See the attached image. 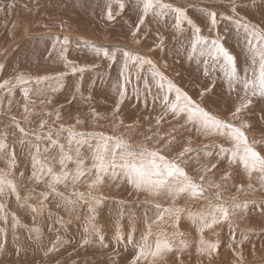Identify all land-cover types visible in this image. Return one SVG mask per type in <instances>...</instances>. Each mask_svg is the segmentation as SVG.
Here are the masks:
<instances>
[{"label": "rangeland", "instance_id": "1", "mask_svg": "<svg viewBox=\"0 0 264 264\" xmlns=\"http://www.w3.org/2000/svg\"><path fill=\"white\" fill-rule=\"evenodd\" d=\"M259 1L262 0H235L236 8L247 6L246 11L252 14L249 18L233 12L230 0H162L182 8L187 18L200 28L201 37L211 39L214 35L222 45L229 40L231 22L264 28V22L254 17L253 8L248 6ZM119 3L124 4L123 11ZM203 3L214 6L206 11L217 13V20L222 21L216 24L221 31L217 27L211 29L212 24L207 22L199 25L195 21L194 11L205 9L189 4ZM109 5L112 20L107 18ZM130 13L132 19H128L132 17ZM142 14L140 0H0V83L8 80L15 85L20 75L32 78L28 85L13 87L11 94L7 88L0 89V139L6 137L8 146L0 154V170L12 173L9 178L14 181L19 195L18 200L16 194L7 190L0 196V205H3L0 264H130L136 246L149 230L153 237L165 232L173 242L174 250L157 264H190L192 260L189 262L186 258H193V264H198L199 259L203 261L199 264H264V178L254 173L249 179L241 166L230 165L227 157L219 158L221 146L231 147L227 139L217 135L205 137L194 129L189 130L190 126L182 127L183 121L167 113L162 100L166 94L174 98V92L169 94L166 88L164 92L159 89V77L153 76L150 65L141 66L129 60L125 67L123 53L128 51L151 60L157 71L194 101L199 98L196 94L212 88L199 98L201 103L207 102L213 87L219 90L220 83L216 78L215 82L207 81L202 73L197 75L191 70L189 62L192 64L194 58L190 55L191 42L186 38L190 26L186 25V20L177 28L175 13L166 12L158 16L159 20L150 13L144 18V24H140ZM234 14L242 21L235 20ZM163 48L166 50L161 51ZM226 50L229 52V47ZM172 52L181 56L172 57ZM196 55L200 56L199 52ZM73 67L85 70L73 73ZM44 77L47 79L36 83L38 78ZM24 88L30 89L27 99ZM121 91L125 95L117 111ZM212 100L219 106L212 107L210 112L221 119L231 120L238 127L249 122L243 130L246 136L256 134L250 142L255 141V149L264 155V141L259 137L264 135V128L257 133L252 129L256 123H263V118L252 115L247 121L242 119L247 109L256 114V107L249 105L239 119H234L231 113L237 101L233 106L221 98ZM41 122H45L43 129ZM17 124L28 135L22 134ZM68 129L84 133L86 142L69 145ZM47 133L72 157L63 170L74 174L75 161L79 158L91 174L75 184L69 176L66 186L58 184L56 191H52L47 173L42 175L39 165L33 168L35 157L45 168L52 167L54 173L62 171L60 148L44 138ZM99 133L123 136L137 151L140 146L150 150L163 148L169 158L177 157L191 141L193 152L186 154L190 159L182 166L197 183L203 184L206 189L203 198L182 196L175 203V207L182 209L178 222L167 217L160 221L155 205L169 206L171 200L135 190L120 168L116 169L115 177L106 176L89 197L87 184L94 179L92 157L97 144L94 136ZM37 135L42 138L38 140ZM172 136L175 137L172 143H166ZM212 164H216V168L205 174L203 166ZM34 171L39 181L33 176ZM225 174H230L228 179H223ZM201 175H205L203 181L199 179ZM214 184H219L220 188L210 186ZM217 191L220 199H217ZM73 192L84 193L85 199H79ZM209 201L224 204L230 212L234 205L238 207L228 220L201 234L198 223L194 224L191 217L204 211ZM201 238L206 244L219 245L210 258L207 254L195 258V252L202 253Z\"/></svg>", "mask_w": 264, "mask_h": 264}, {"label": "snow or ice", "instance_id": "2", "mask_svg": "<svg viewBox=\"0 0 264 264\" xmlns=\"http://www.w3.org/2000/svg\"><path fill=\"white\" fill-rule=\"evenodd\" d=\"M142 4V15L140 17V24L144 23V18L150 13L156 16H162L166 12L175 13L176 17V27H180L182 20H186L187 23L192 27L194 39L191 45V51L196 53L199 51L200 55H207L215 61L221 62V71L223 72L231 90H235V86L239 85L242 89L243 95L240 97L241 102L235 107V110L231 113L234 119L240 118V113L248 108L252 103L253 97L264 98V29L259 26H253L250 24L240 25L237 21L238 27H242L245 33V43L250 52L249 61L247 67L243 69V75L238 73V68L236 65L235 57L231 55L224 46L219 42L218 39H213L211 41L201 37L199 35L200 28L193 24L192 20L188 19L184 10L180 7H173L171 4L163 3L162 0H140ZM232 5L231 10L235 12L236 5L235 0H230ZM119 8L121 11L124 9V4L119 3ZM206 14L210 17L211 24L215 27L217 23V13L215 11H207ZM107 18L112 20L113 14L111 5L108 6ZM226 18V17H222ZM139 28L137 27V31ZM133 36L136 35V31L132 33ZM65 42H67L65 40ZM125 57V67H127V62L131 60L132 62H138L141 66L148 64L151 66L152 74L154 77H159V88L163 91L167 90L168 93L174 92V98L169 100L166 94L163 97V103L166 106L165 110L170 113L174 119L182 120V127L190 126V129H194L198 134H202L205 137L209 135H217L227 139L231 143L230 148L220 147L218 156L220 159L227 157L228 163L230 165L238 164L242 167L243 171L250 179L254 173L258 174L261 178H264V155L258 152L255 147V141L249 142L245 131L243 129L247 128L248 125L242 123L241 126H236L231 120L221 119L218 115L211 113L206 110L201 104L194 101L190 96L183 92L179 87H177L171 81H168L165 76H163L159 71L156 70V65L148 59H145L139 55H133L132 53L125 51L123 53ZM107 56V53H105ZM84 68L73 67L71 71L73 73L79 71L83 72ZM207 75V72L205 73ZM42 79L38 78L36 83L39 84ZM32 82L31 77H24L23 75L16 77V84L12 85L11 81L5 80L0 83V89L7 88L9 94H11L12 88L16 85H28ZM9 85H11L9 87ZM30 89L24 88L25 99L28 97ZM205 91H211V89H206ZM125 93L120 92V101L117 104V111L119 110V103L123 102ZM201 99L204 96V92L200 94ZM28 109L25 108V112ZM163 117H161L162 119ZM59 119V115H57ZM159 120L157 123L159 124ZM79 123V121H78ZM19 131L28 135L23 128L16 125ZM45 127V122H41L40 128ZM63 125H61V131H63ZM59 133H57L58 135ZM84 133H76L71 129H68V144L71 145L73 142L81 144L86 142ZM38 140L42 137L37 135ZM53 146H59L60 148V159L59 163L62 167V171L57 174L54 173L52 167L45 166L35 157L33 158V168L35 169L37 165L40 166L41 174L47 173L51 179V183L48 185L52 191H56V185L65 183L69 180L71 176L72 182L75 184L80 181L81 178L90 175L88 170L83 167V160L77 159L76 171L74 174L63 170L66 167V162L72 161V157L64 152V146L60 145L58 140L52 138L51 133L45 134V137ZM97 140L95 150L93 153V170L94 179L87 184L89 189L88 196L91 197L92 190L97 189L103 182L106 176L117 175L116 169L120 168L127 179V182L137 191H144L151 196H165L171 200V205L163 206L161 204H156L158 211L157 219L163 221L166 217L169 219H174L178 222L180 214L182 212L181 208L175 207L176 201L182 196H187L190 199L203 198L206 189L203 184L197 183L189 172L183 167L190 159L186 158V154L192 153L193 149L189 145L183 147L182 151L179 152L178 156L175 158H169L165 155V149H149L144 146H140L137 151L132 144L125 139L123 136L115 137L110 135H105L104 133H99L94 136ZM151 139V137H148ZM163 139V137H160ZM175 139L172 136L166 143L170 144ZM6 137L0 139V154L5 152L8 147L6 142ZM23 143V141H21ZM37 153H39V148H37ZM14 160V153L11 154ZM79 156V153H77ZM216 164H212L211 167L203 166V171L205 174L208 171L216 168ZM12 165H10V168ZM201 171V169H197ZM10 171L0 170V196H2L5 191L10 190L13 194H16L19 200V195L16 190V185L13 180L9 177L11 176ZM33 176L36 177V172H33ZM230 174H225L223 179H228ZM39 181V177H36ZM201 181L205 179V175L199 177ZM217 189L220 188L219 184L210 185ZM59 195V193H57ZM73 195L77 196L79 199H85L84 193L73 192ZM217 199L221 198L219 191L216 193ZM95 200L94 197H92ZM71 202V201H69ZM95 202H99L96 200ZM238 205H234L232 212L224 204H213L211 201L208 202V206L204 211L198 213L197 215L191 217L193 223H198L199 231L201 234L205 229H211L214 225L228 220L231 214H234L235 208ZM3 210V205H0V211ZM35 211V209H33ZM201 249L200 251L211 257L212 253L218 250L219 245L216 243H205L203 238H201ZM174 250L173 242L168 237L167 233L160 232L154 237L149 230L148 234L142 237V241L136 246L134 255L130 260V264H141V262L147 261L148 264H157L158 261L165 259L166 254Z\"/></svg>", "mask_w": 264, "mask_h": 264}, {"label": "bare ground", "instance_id": "3", "mask_svg": "<svg viewBox=\"0 0 264 264\" xmlns=\"http://www.w3.org/2000/svg\"><path fill=\"white\" fill-rule=\"evenodd\" d=\"M166 1H168V0H166ZM207 1H209V0H207ZM225 1V0H224ZM241 1H246V0H238V2H241ZM141 3V2H140ZM189 5H194V7H203L205 10L204 11H194V18H195V21L199 24V25H201V23H209L210 25H211V20H210V17L206 14V10H211V9H214V6H210L209 4H207V3H203V4H189ZM219 6L220 7H228V6H223L222 4H219ZM249 7L251 6V8H253V13H254V17H256V16H258L263 22H264V0H262V1H259V2H257V3H252L251 5H248ZM92 9V8H91ZM94 9V8H93ZM101 9V8H100ZM246 9H247V6H238L237 8H236V10H235V13H239V15H238V13H237V15L238 16H246V17H249V18H252V14H250V12L249 11H246ZM198 10V9H197ZM95 11V10H94ZM94 11H93V13H94ZM140 11V10H139ZM152 14V13H151ZM150 14V15H151ZM231 15H232V13H230ZM126 15V14H125ZM130 15L132 16H130L131 18H128V19H132L133 18V15L130 13ZM235 15V14H234ZM237 15H235V20H237V18L240 20V21H242V19L240 18V17H238ZM167 16H165V18H166ZM127 18V17H126ZM147 18V17H146ZM152 18V17H151ZM150 18V19H151ZM156 19H158L159 20V18H158V16L157 17H155ZM128 19H127V21H128ZM167 19H169V17L167 18ZM234 19V18H233ZM147 19H145V21H146ZM152 20V19H151ZM126 21V22H127ZM131 21V20H130ZM162 21V20H161ZM166 21V20H165ZM221 19H219V20H217V23L218 24H220L221 23ZM154 22H155V19H154ZM153 23V22H152ZM162 23V22H161ZM232 24H233V26H231L230 27V33H229V40L227 41V43H225L223 46H227V48L229 47V53L231 54V55H233L234 57H235V61H236V65H237V68H238V73L240 74V75H243V69L244 68H246L247 67V63H248V61H249V57H250V52H249V50H248V47H247V45H246V43H245V33H244V31H243V28L242 27H238V25H237V22L236 21H234V22H231ZM144 24V23H143ZM166 24V23H165ZM171 24V23H170ZM218 24H216L215 25V27H210L211 29H213V28H218V30L219 31H221L222 29L219 27V25ZM156 25V24H155ZM162 25H164V24H162ZM169 25V24H168ZM172 25V24H171ZM186 25H189V24H187L186 23ZM167 25H165V27H166ZM173 26V25H172ZM175 26H176V24H175ZM141 27H142V25H141ZM157 27V26H156ZM162 27V26H161ZM169 27H171L170 25H169ZM143 28V27H142ZM148 28H149V26H148ZM147 28V29H148ZM188 28V34H187V36H186V38L191 42L190 44L192 45V42H193V39H194V34H193V30H192V27L191 26H188L187 27ZM146 29V28H145ZM151 29V28H150ZM264 29V28H263ZM142 31V30H141ZM146 31H149V30H146ZM180 31H181V29H180ZM214 31V30H213ZM152 32V31H151ZM168 32H170V31H168ZM185 32V31H184ZM142 33H144V32H142ZM148 33V32H147ZM152 33H154V31L152 32ZM182 33V32H181ZM186 33V32H185ZM211 33H212V35L214 34L213 32H212V30H211ZM218 33V32H217ZM200 34V33H199ZM155 35V34H154ZM171 35V34H170ZM184 35V34H183ZM186 35V34H185ZM142 37H143V35H142ZM153 37V36H152ZM204 37V36H203ZM218 37V36H217ZM210 38L211 39H207V40H209V41H211V40H213V39H215V37H214V35H213V38L210 36ZM151 39V38H150ZM148 40V39H147ZM175 40V39H174ZM149 41V40H148ZM169 42V41H168ZM168 44V43H167ZM191 47V46H190ZM226 48V49H227ZM160 50V49H159ZM164 50H166L165 48H163V49H161V51H164ZM169 50H171V49H169ZM168 51V50H167ZM178 51V50H177ZM192 52V51H191ZM199 51H197L196 53H190V55L192 56V58H194L193 59V63L191 64V62H189V65L191 66L192 65V69L191 70H193V71H195L196 73H197V75L198 74H200V73H202L204 76H205V78L204 79H207V81L209 80V81H214V79L216 78L217 80H218V82L220 83V86H218L219 87V90H216L215 89V87H213V89H214V91L211 93V95H210V99H208L207 100V102H204V103H201L200 102V93L199 94H196V95H198V97L197 96H194L196 99H197V101L199 102V103H201V106H203V107H205L206 108V110H209L210 111V109H212V107L214 108V107H216V106H219V103H217V102H215V101H213L212 99H214V97H216V99H223V101L226 103L227 101L229 102V103H231L233 106H235V101H237V105L241 102V100H240V97L243 95V92H242V89H241V87L239 86V85H236L235 86V90L233 91V90H231L230 88H229V84H228V82H227V80H226V78H225V76H224V74H223V72L221 71V62H219V61H215V60H213L211 57H209V56H207V55H196L197 53H198ZM179 53V52H178ZM189 53V52H188ZM117 54V53H116ZM165 54V53H164ZM172 57H175V56H181L180 54H177L176 52H172L171 54H170ZM189 55V54H188ZM199 56V57H198ZM112 58V57H111ZM153 58V57H152ZM154 58H156V57H154ZM114 59V58H113ZM190 60V59H189ZM185 61H187V60H185ZM165 62V61H164ZM180 62H181V60H180ZM166 63V62H165ZM148 65V64H147ZM181 65V64H180ZM188 65V66H189ZM149 66V65H148ZM178 66H179V64H178ZM183 66H186V64L183 62ZM181 67V66H180ZM174 68V67H173ZM182 69V68H181ZM190 69V68H189ZM145 70V69H144ZM150 69H148V71H149ZM166 70V69H165ZM164 69L162 70V71H165ZM177 70H179V69H177ZM179 72H181V70H179ZM207 72V75L205 74ZM146 73H147V71H146ZM145 73V74H146ZM150 73V72H149ZM168 73V72H167ZM142 74V73H141ZM190 74V73H189ZM147 75V77L149 78V76H148V74H146ZM152 76V75H151ZM150 76V77H151ZM190 76H192V75H190ZM142 77H143V75H142ZM145 77V76H144ZM143 77V78H144ZM172 77V76H171ZM181 77V76H180ZM199 77V76H198ZM152 78V77H151ZM150 78V79H151ZM157 79V78H156ZM155 79V80H156ZM198 79V81H199V78H197ZM225 79V80H224ZM183 80V79H182ZM149 81V80H148ZM157 81V80H156ZM156 81H154V83L156 82ZM158 82V81H157ZM157 82L155 83V85L157 84ZM215 82V81H214ZM145 83V82H144ZM153 84V83H152ZM179 84V83H178ZM196 84V83H195ZM147 86H149L150 87V85H147ZM181 86H183L182 84H181ZM148 87V88H149ZM140 88V87H139ZM145 88H147V87H145ZM150 88H152V86L150 87ZM160 89V88H159ZM136 90V89H135ZM150 90V89H149ZM156 90V89H155ZM185 90H187V89H185ZM137 91V90H136ZM152 91V90H151ZM151 91H150V93H151ZM162 91V90H161ZM211 91H212V88H211ZM148 91L146 90V93H147ZM162 92H164V90L162 91ZM167 92V91H166ZM205 92V91H204ZM152 93H154L153 91H152ZM157 93V92H156ZM161 93V92H160ZM168 93V92H167ZM164 94V93H163ZM170 94V93H169ZM188 94V93H187ZM210 94V93H209ZM138 96V95H137ZM151 96H152V94H151ZM165 96V95H164ZM171 96V95H170ZM169 95H168V97H170ZM174 96V95H173ZM161 98V97H160ZM171 99V97L169 98V100ZM173 99V98H172ZM163 100V99H162ZM196 101V102H197ZM219 101H221V100H219ZM160 102V101H159ZM162 102V101H161ZM126 103V102H125ZM162 104V103H161ZM152 105V104H151ZM225 106V105H224ZM250 106L252 107V106H254V107H256V114H255V112H249V110L247 109L246 110V114L244 115V118H242V119H244V121H247V119H250V118H252V115H255V118H257V115H259L260 117H262L263 118V120H264V113H262V111H264V98H260V97H253L252 98V103L250 104ZM163 107V106H162ZM142 110V109H141ZM140 110V111H141ZM161 110V109H160ZM159 118V117H158ZM257 119H259V118H257ZM249 121V120H248ZM260 121V120H259ZM247 123H249V122H247ZM246 123V124H247ZM248 125V124H247ZM261 128H264V122L263 123H256L254 126H252V129L254 130V131H256V133L261 129ZM264 131V130H263ZM264 133V132H263ZM256 134L255 133H248L247 134V138L249 139V142L250 141H252L251 139L255 136ZM253 136V137H252ZM213 137H215V136H213ZM260 137V139H262L263 141H264V135H262V136H259ZM203 138V137H202ZM264 149V148H263ZM260 150V149H259ZM263 151V150H262ZM264 153V152H263ZM235 169V168H234ZM200 244V243H199ZM199 249H201L200 248V246H199ZM199 249H197L196 248V251L197 250H199ZM177 253V252H176ZM201 254H204V253H199V252H195V258H199V257H201ZM213 257V256H212ZM185 260H187V261H191L190 262V264H193V258H191V259H188V258H186ZM201 262H203L201 259H199L198 260V264L199 263H201Z\"/></svg>", "mask_w": 264, "mask_h": 264}]
</instances>
